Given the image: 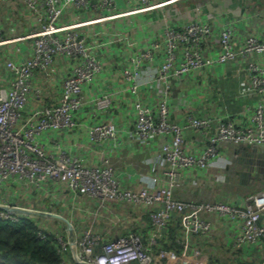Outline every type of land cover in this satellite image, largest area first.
I'll return each mask as SVG.
<instances>
[{
    "label": "built area",
    "instance_id": "2783aa9c",
    "mask_svg": "<svg viewBox=\"0 0 264 264\" xmlns=\"http://www.w3.org/2000/svg\"><path fill=\"white\" fill-rule=\"evenodd\" d=\"M17 1L37 24L18 37H4L0 30V47L13 46L2 58L8 86L0 87V218L34 221V235L50 239L60 264H209L200 247L190 241L211 237L217 226L220 233L214 236L221 244V238L229 239L234 250L230 253L251 258L252 249L258 252L259 248V264H264L260 221L264 188L249 193L243 206L221 199L174 197L185 169L210 168L216 180L223 179L217 172L230 162L221 155L222 145L264 147L260 16L249 15L256 30L243 32L241 43L236 44L234 31L246 17H167L166 9L160 18L138 21L135 29H140L142 38L137 41L123 30L133 29L131 22L137 16L166 3L124 0L126 7L121 10L119 0ZM68 9L74 20L63 22ZM91 10L97 14L86 17ZM124 16L130 17L125 27L113 32L102 29L100 33L107 35L101 42L95 33L80 29ZM16 41L27 46L22 50ZM116 52L124 56L121 78L129 100L120 101L114 113L121 92L112 87L111 74L99 54ZM57 56L65 59L59 71L53 67ZM225 65L248 76L247 85L236 92L238 100L253 99L244 125L231 120L226 109L197 112L209 111L204 108L207 101L218 100L201 84L207 81L208 71ZM38 72L48 79L56 72L60 96L53 105L25 112L31 92L39 91L33 85ZM98 75L107 89L100 95L93 90L86 94ZM189 80L194 84L186 94L182 86ZM86 104L93 107L95 118L84 125L77 116ZM82 128L85 142L66 137L67 131L76 135ZM192 133L198 138L190 149L184 141ZM127 149L147 155L144 163L151 172L134 187L122 183L115 165ZM190 181L196 183V178ZM50 213L64 217L68 224ZM176 214L182 232L174 241L182 252L156 248Z\"/></svg>",
    "mask_w": 264,
    "mask_h": 264
},
{
    "label": "crops",
    "instance_id": "0c3cea01",
    "mask_svg": "<svg viewBox=\"0 0 264 264\" xmlns=\"http://www.w3.org/2000/svg\"><path fill=\"white\" fill-rule=\"evenodd\" d=\"M166 3L162 8L156 10H150L147 13H143L137 16L132 22L131 25L133 29H125L123 30L125 33L129 34L137 41L141 40V31L140 29H135L136 25H139L138 21L149 20L151 18H160L163 12L167 9L165 13L167 17L178 15L180 18L184 17H195L201 20H205L208 17L215 16L217 17H234L242 15V17H246L245 22L239 26L238 29L234 31L233 38L236 44H240L243 38V32H252L256 30L254 28L253 19H250L249 15L251 13H257L260 16V24L264 23V3H259L258 0H253L252 5L256 3L258 9H251L250 0H239V2H235L234 0H157ZM171 1V2H170ZM124 0H119L118 7L123 10L126 5L124 4ZM225 5H228L227 8L223 9ZM230 5V6H229ZM242 5H249L250 8L244 7ZM234 6V7H232ZM259 6V7H258ZM223 9V10H222ZM224 11L227 13L225 14ZM97 12L94 10L89 11L85 16L91 17L96 15ZM63 22L73 21V12L72 9H68L66 15L62 18ZM129 16H124L121 18L113 19L112 21H106L100 24H94L91 29L87 27L80 28L82 32H92L97 36L98 42H101L107 34L103 36L101 34L102 29L109 30L108 32H113V28H124L123 24L126 21H129ZM144 23V22H142ZM36 18L31 14L26 12L25 7L18 3L17 0H0V30L4 37L11 36H20L22 34L28 33L36 27ZM91 30V31H90ZM260 29L258 28V31ZM90 43L93 42L89 36ZM15 45L20 47L22 50L27 46L26 43L22 41H16ZM13 46L9 45L0 47V87L8 86V79L6 77V70L3 66L2 58L9 52ZM101 59L106 62L105 69L110 72V81L111 85L114 89L119 90L121 92L120 96H117L119 102L114 103V113L119 110V106L121 105L120 101L129 100V95L127 90H125V84L121 78V68L123 67V53L116 52L114 54H107V56L99 54ZM64 57L57 56L54 60L53 67L55 71H59L64 63ZM226 66V65H225ZM227 69L224 66H218L212 71H208L210 75H215V77H207V81L202 82V86L204 91L212 96V98L217 97L220 101H207L206 108L209 111H197L199 113L209 112V113H218L219 109H226V114L230 115V119L233 120L237 125H244L249 115L251 114L253 99L251 98H242L240 100L237 99L236 92L239 88L244 87L248 83V76L245 73H236L233 70L232 72L235 77H230V79H225L222 83L225 86H218L217 81L222 79L221 75H217L221 69ZM104 75V74H102ZM234 84V85H232ZM34 88L39 89L38 92H31L25 112H28L34 107H42L53 105L58 101L60 96L59 89V80L56 78V72L53 73L52 76L48 79L44 73H37V76L33 79ZM230 85V86H228ZM107 89V85L102 81L101 76L98 75L95 79L93 85L89 88L85 89V93L88 94L90 92H98L99 95L103 93V90ZM93 90V91H91ZM218 90L219 92H215ZM148 93L151 91L148 90ZM218 94V95H215ZM222 95V96H221ZM87 104L83 108L82 111L78 112V119L80 123L84 125L90 124L94 121L95 114L93 107H90ZM66 137H69V140H87L86 130L82 128V130L76 135H72L69 131L66 132ZM71 138V139H70ZM198 136L196 134H189L185 138V145L187 148L192 149L196 146V139ZM202 144H200L201 147ZM238 145L234 144H224L222 145L221 155L224 156L227 160H229V165L226 169L221 170V172H217L222 174L221 180H216L214 175V171L212 169L205 170H192L185 169L184 171V181L182 184L174 189V197L183 201H202V200H217L223 198V200L232 201L237 205L243 206L245 203V197L254 191H257L261 188H264V147L255 146L256 154L251 155L247 151H243L242 153L237 149ZM198 148L196 147L195 150ZM147 155H144L141 152H137L132 149H127L123 153V157L116 160L115 165L117 166V170L119 172V178L122 183L126 186H137L141 183H144L147 179V174H150L149 168L147 164L145 165L144 159ZM251 162L260 163L262 167L258 169L250 170V168L246 167L247 164ZM258 173L261 175L262 180L260 183H254L251 180V176L254 173ZM255 175V173H254ZM191 178H196V183H192L190 181ZM150 182V181H148ZM262 183V184H261ZM214 223L217 225V218H212ZM260 221L264 223V212L260 216ZM171 225L173 228H177V231L180 229L179 225L174 221H171ZM142 232L146 231V227L143 226ZM215 234L219 235L220 228L217 226L214 229ZM208 237H198L191 239V246H198L202 253L208 258L206 252L212 247V243L209 248L210 241L207 240ZM224 240L223 245L226 247L227 251H234L230 247L229 239L221 238ZM220 240V239H219ZM213 241H218L214 239ZM254 249V248H253ZM252 249V255L259 259L260 253H255L254 249ZM245 249H243L244 251ZM238 252V251H236ZM245 252V251H244ZM259 252V248H258ZM247 253V252H246ZM242 254V253H240Z\"/></svg>",
    "mask_w": 264,
    "mask_h": 264
},
{
    "label": "trees",
    "instance_id": "16d2710c",
    "mask_svg": "<svg viewBox=\"0 0 264 264\" xmlns=\"http://www.w3.org/2000/svg\"><path fill=\"white\" fill-rule=\"evenodd\" d=\"M178 216L176 214V217L170 220L156 248L182 252L180 244L174 241V238L181 236L182 232ZM171 221L179 225L178 231L177 228L172 227ZM33 228L34 221L29 219L11 222L0 218V264H60L50 239L37 238Z\"/></svg>",
    "mask_w": 264,
    "mask_h": 264
},
{
    "label": "rangeland",
    "instance_id": "374dc122",
    "mask_svg": "<svg viewBox=\"0 0 264 264\" xmlns=\"http://www.w3.org/2000/svg\"><path fill=\"white\" fill-rule=\"evenodd\" d=\"M234 1L239 2V0H234ZM252 1L253 0H250V3H251L250 6H252L251 9H253V8L258 9L256 3H254L252 5ZM258 2L262 4V3H264V0H258ZM242 6L250 8L249 5H242ZM227 7H228V5H225L223 7V9H225ZM232 7H234V6H232ZM224 13L227 14L225 11H224ZM238 13H236L234 15H237ZM224 67H226L227 69L223 68V69H221V71L216 73L217 75H221L223 77L222 79L217 81L219 87L220 86L226 87V85H224L222 83V81H225L226 78L230 79V77H235L233 72H232V66L226 65ZM207 77L212 78V77H215V75L212 76V74L210 75V73H209ZM189 81L191 83H188V84L184 83V85L182 86V89L186 94L189 93V91L187 92L186 88H190L194 84L193 81H191V80H189ZM197 85H198L199 89H202V87L200 86V81L197 82ZM232 85H234V84H232ZM228 86H230V85H228ZM177 89L178 88H176L175 91ZM215 92H219V91L216 90ZM215 95H218V94L215 93ZM212 101H220V100L213 99ZM220 199H221V197H220ZM221 200H223V198ZM214 239H216L218 241H213ZM207 240L210 241L209 248H210L211 243L213 242L212 247L208 250V252H206V254L209 258L208 259L209 264H259V259L257 257L252 256L250 258V255H247V254L241 255L239 252H235L239 255V256H237V255H234V254L230 253L229 251H227L226 247H224V245L220 243L218 236H214L212 234V236L208 237ZM254 251H255V253L258 254V252L256 250H254Z\"/></svg>",
    "mask_w": 264,
    "mask_h": 264
},
{
    "label": "water",
    "instance_id": "95a60500",
    "mask_svg": "<svg viewBox=\"0 0 264 264\" xmlns=\"http://www.w3.org/2000/svg\"><path fill=\"white\" fill-rule=\"evenodd\" d=\"M237 149L242 153L244 150L245 151H247L248 149V151L247 152H249V154H251L252 156L253 155H255L256 154V147L255 146H250V145H243V144H241V145H238V147H237ZM255 153V154H254ZM252 163V165H253V168L252 169H255L256 167V164H258V170L260 169V167H262V166H260L261 164L260 163H255V162H251ZM264 166V165H263ZM252 178H251V180L255 183H260L261 182V180H262V177H261V175H254V173L252 174V176H251ZM262 184V183H261ZM49 215H51L52 217H54V218H57V219H59V220H62L65 224H68V221H67V219H65L64 217H62V216H60V215H58V214H54V213H50Z\"/></svg>",
    "mask_w": 264,
    "mask_h": 264
},
{
    "label": "flooded vegetation",
    "instance_id": "af4514ba",
    "mask_svg": "<svg viewBox=\"0 0 264 264\" xmlns=\"http://www.w3.org/2000/svg\"><path fill=\"white\" fill-rule=\"evenodd\" d=\"M246 167H248V168H250V170H252V168H253V165H252V163H250V164H247L246 165ZM255 167H258V164H256V166ZM257 172H258V169L256 170ZM254 173H255V175H259L258 173H256L255 171H254Z\"/></svg>",
    "mask_w": 264,
    "mask_h": 264
}]
</instances>
